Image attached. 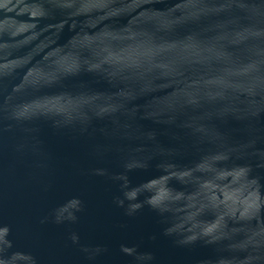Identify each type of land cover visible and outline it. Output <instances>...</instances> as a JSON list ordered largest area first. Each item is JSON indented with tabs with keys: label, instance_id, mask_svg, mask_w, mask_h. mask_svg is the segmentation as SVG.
Returning a JSON list of instances; mask_svg holds the SVG:
<instances>
[{
	"label": "water",
	"instance_id": "95a60500",
	"mask_svg": "<svg viewBox=\"0 0 264 264\" xmlns=\"http://www.w3.org/2000/svg\"><path fill=\"white\" fill-rule=\"evenodd\" d=\"M0 264H264V0H0Z\"/></svg>",
	"mask_w": 264,
	"mask_h": 264
}]
</instances>
